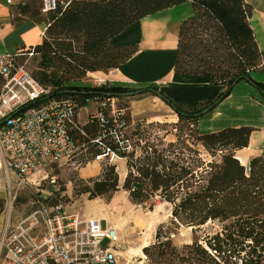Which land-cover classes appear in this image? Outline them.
<instances>
[{"label":"trees","instance_id":"16d2710c","mask_svg":"<svg viewBox=\"0 0 264 264\" xmlns=\"http://www.w3.org/2000/svg\"><path fill=\"white\" fill-rule=\"evenodd\" d=\"M183 4L192 13L179 27L174 76L205 80L218 89L211 97L188 103L155 85H71L88 74L117 69L131 56L132 46L111 42L127 26ZM41 7L42 0H20L11 9L13 25L46 24L41 42L25 53L36 61L31 76L49 93L18 113L50 99L70 98L83 109L94 100L152 89L177 116L172 124L145 121L147 128L164 131L153 138L142 140V125H137V148L123 154L127 174L122 189L130 201L149 210L159 201L171 209L170 222L158 228L154 244L142 249L147 263L161 264L167 257L175 264H264V160L252 158L243 166L236 155L248 147L254 129L197 130L203 111L228 97L240 82L255 87L264 100V84L251 78L253 72L264 73V52L250 27V6L243 0H55L52 10L42 13ZM169 127L176 132L167 131ZM81 130L93 139L97 128L86 124ZM72 134L80 140L77 129ZM114 170L110 166L80 181L77 194L93 199L116 192ZM181 227L190 229L193 239L177 248L170 235Z\"/></svg>","mask_w":264,"mask_h":264},{"label":"built area","instance_id":"2783aa9c","mask_svg":"<svg viewBox=\"0 0 264 264\" xmlns=\"http://www.w3.org/2000/svg\"><path fill=\"white\" fill-rule=\"evenodd\" d=\"M20 0H6L13 6ZM55 0H42L41 12L54 9ZM13 15L11 14V18ZM32 53L0 56V168L7 173L5 191L14 186L35 184L30 178L54 167L90 163L102 165L124 160L133 143L127 134L125 111L116 99L94 100L87 124L95 125L96 135L89 140L92 150L81 154L73 130L84 132L76 123L81 109L76 101L62 97L46 100L37 106L19 110L49 93L33 79L19 57ZM10 175V178H9ZM56 184L55 178L45 176ZM38 183L36 186H38ZM41 198V197H40ZM35 200L36 209L14 226L6 225L0 244L2 264H117L116 245L119 233L114 226H102L101 220L81 217L76 210H67L60 203L51 204L52 197ZM146 257L139 264H145ZM128 264V263H125Z\"/></svg>","mask_w":264,"mask_h":264},{"label":"rangeland","instance_id":"374dc122","mask_svg":"<svg viewBox=\"0 0 264 264\" xmlns=\"http://www.w3.org/2000/svg\"><path fill=\"white\" fill-rule=\"evenodd\" d=\"M183 9V8H181ZM185 9V8H184ZM206 38V37H204ZM197 53V52H196ZM24 65L25 69L31 74L36 66V61L33 58L26 57L24 60H19ZM255 73V72H253ZM74 86L85 87H97L102 85L93 76L86 75L80 82L73 83ZM116 103L119 108L124 109L126 117L128 119L127 134L131 139L134 148H137L139 138L141 137L137 131V125H142L140 128L142 140L146 138H153L155 135H161L164 131H158L156 128L150 129L146 127L149 123H165L172 124L177 122V116L166 105V103L158 98L151 92L144 94H138L129 97L116 98ZM199 102V101H195ZM218 107V106H217ZM216 107V108H217ZM214 108L211 111H214ZM94 112V106H86L78 115L79 119L83 122L85 113ZM85 114V117L86 115ZM251 115L252 117H248ZM84 117V118H85ZM145 118H151L149 122L145 124ZM77 123V121H76ZM199 123V118H198ZM260 121L258 120L254 111L251 114L237 115L229 117L228 120H221L220 124L215 123L221 130L230 128L248 127L254 128L258 126ZM231 125H239L237 127H231ZM167 131L175 133L174 129L170 127ZM78 140V136L75 137ZM169 139V138H168ZM80 144V141H77ZM248 153V152H246ZM239 157L244 158L245 153H239ZM110 166H114V171L118 177V190L112 194L104 197H96L90 199L87 194H77V191L81 189L78 183L80 181H86L88 178H80L79 170L73 165H64L62 167H54L48 169L45 172L37 173L30 178L31 182L35 183L32 186L18 188L15 185L16 178L11 175V181L13 186L10 194L5 191V180L7 173L2 167L0 168V244L4 235L5 227L7 224L14 226L18 220L25 218L31 211L36 209L35 200L37 198L42 199L52 197V203H60L63 208L67 210H76L81 217L95 218L101 220L102 226L111 225L114 226L119 233V242L116 245L117 264H139L141 262L140 256H131L127 252H136L137 249L143 245H152L155 242V233L158 228L165 226L170 222L171 209L170 206L157 201L152 210H149L148 206L134 205L127 192L122 189L124 178L127 174L126 165L123 161H116L113 164L102 165L99 163H90L82 169H89L95 167V171H99L97 175L103 169ZM95 175V176H97ZM45 176L48 178H55L56 184L49 183V180L41 181ZM10 178V175H9ZM40 183L38 186H36ZM41 197V198H40ZM166 229L163 228V232ZM173 245L177 248L182 247L185 244H190L193 235L190 229L180 228L170 235ZM161 264H175L166 257ZM0 264H2V253L0 252ZM145 264H155L153 261Z\"/></svg>","mask_w":264,"mask_h":264},{"label":"crops","instance_id":"0c3cea01","mask_svg":"<svg viewBox=\"0 0 264 264\" xmlns=\"http://www.w3.org/2000/svg\"><path fill=\"white\" fill-rule=\"evenodd\" d=\"M5 1L6 0H0V56L3 54L15 55L17 53H25L29 47H34L41 42L46 24L24 21L18 25H13L11 9L14 5L8 6ZM243 1L249 5L252 10L249 20L250 27L259 50L264 52V0ZM181 8L183 9L181 10ZM191 13L189 4H183L159 12L153 16L143 18L127 26L118 35L113 37L111 42L112 45L116 47L124 45L132 46L131 56L117 69L106 73L95 72L88 75L93 76V78L100 83H107L116 87L143 89L155 85L166 94L188 103L205 101L218 89L210 87L205 80H196L183 76L175 77L173 72L179 27L182 21L191 16ZM177 14L178 16H175ZM168 18H176L174 19L176 22L173 45L167 46L161 44L159 41H162L161 37H159L160 39H158V37L155 38L156 36L150 37V31L147 27L153 26L152 24L158 20H167ZM143 23H147L145 24L146 29H143L144 27L141 26ZM164 50L166 51L164 52ZM251 78L255 82L264 84V73H252ZM214 108L216 109L211 111ZM83 109H81L80 112ZM211 110L199 117V123L197 121V130L199 134L217 132L222 129V127L215 125V123L220 124L221 120H228L229 117L231 118L237 115L251 114V112L254 111L260 124L254 126V131L249 138L248 147L236 152V155L239 160L244 162L242 163L240 161L243 166H246L252 158L260 157L264 160V100L262 94L255 87L247 82L238 83L232 89L230 95L218 102ZM88 114L85 118L83 117V122L77 115L76 121L79 130L87 124ZM248 117L252 116L249 115ZM150 119L151 118H145V121L149 122ZM237 126L239 125H231V127ZM78 133L80 136V144L77 143L79 152L84 155L88 154L93 147L89 144V140L92 138L85 132L84 135L80 132ZM242 152L245 153L246 157H239V153ZM121 161L125 164V159ZM98 173L99 171L92 170L90 173V169L81 168L79 170V177H94ZM82 174L84 176H82Z\"/></svg>","mask_w":264,"mask_h":264},{"label":"bare ground","instance_id":"6f19581e","mask_svg":"<svg viewBox=\"0 0 264 264\" xmlns=\"http://www.w3.org/2000/svg\"><path fill=\"white\" fill-rule=\"evenodd\" d=\"M179 9V8H178ZM182 10V9H181ZM180 11V10H179ZM179 11H178V13H179ZM174 12H175V10H174ZM173 12V13H174ZM173 16H174V14H173ZM175 16H178V14L177 15H175ZM174 19H176V18H174ZM173 18H168L167 20L166 19H161V20H158V21H156V22H154V24H152L153 26H149V27H147L148 28V30L150 31V37H154V36H156L155 38H157L158 37V39H160L159 37H161V39H162V41L161 40H159L160 42H161V44H163V45H173V42H174V37H175V20H174ZM145 20V19H144ZM167 21H170V22H167ZM142 22V21H141ZM145 24H147V23H145ZM145 24L143 23V25H141L142 27H144L143 29H146V26H145ZM178 25V24H177ZM176 30H177V28H176ZM177 32V31H176ZM176 36H177V34H176ZM164 38V39H163ZM143 39V38H142ZM163 51V50H162ZM166 50H164V52H165ZM142 52V51H141ZM140 52V53H141ZM169 52H172V51H169ZM143 53V52H142ZM145 53V52H144ZM156 53H158V52H156ZM159 53H161V52H159ZM162 75H164V74H162ZM161 77V76H160ZM163 77V76H162ZM242 163H244L242 160H240ZM90 169V173H91V170L92 171H95V167H91V168H89ZM89 174V173H88ZM82 176H84L83 174H82ZM148 245H143L141 248H139V249H137V251L136 252H127V254H129V255H131V256H140V257H144V254H143V252H142V249L144 248V247H147Z\"/></svg>","mask_w":264,"mask_h":264},{"label":"water","instance_id":"95a60500","mask_svg":"<svg viewBox=\"0 0 264 264\" xmlns=\"http://www.w3.org/2000/svg\"><path fill=\"white\" fill-rule=\"evenodd\" d=\"M149 91H150L151 93H153L154 95H156L158 98H160V99H164L163 96H162L158 91H154V90H152V89H149ZM140 93H141V90H138V91H136V92H134V93L125 94V96H133V95H138V94H140ZM216 103H217V101H216L214 104H216ZM206 112H207V109H205V110L203 111V114L206 113ZM4 123H5V120H1V121H0V127H2Z\"/></svg>","mask_w":264,"mask_h":264}]
</instances>
